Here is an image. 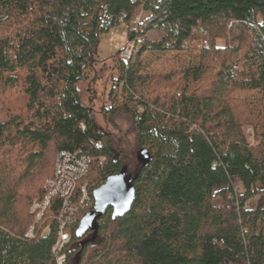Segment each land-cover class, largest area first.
Wrapping results in <instances>:
<instances>
[{"label": "trees", "instance_id": "trees-1", "mask_svg": "<svg viewBox=\"0 0 264 264\" xmlns=\"http://www.w3.org/2000/svg\"><path fill=\"white\" fill-rule=\"evenodd\" d=\"M120 25L137 57L202 43L197 68L161 79L136 76L130 60L118 66L134 151L98 130L69 90L95 77L100 39ZM9 91L24 102L0 120V264H55L49 216L60 200L45 211L49 232L24 235L60 152L90 159L79 182L90 203L73 216L64 264L77 255L76 264H264V0H0V95ZM141 149L146 166L136 161ZM123 167L134 179L129 213L112 220L108 209L82 247L92 233L79 239L75 230L92 191Z\"/></svg>", "mask_w": 264, "mask_h": 264}, {"label": "rangeland", "instance_id": "rangeland-1", "mask_svg": "<svg viewBox=\"0 0 264 264\" xmlns=\"http://www.w3.org/2000/svg\"><path fill=\"white\" fill-rule=\"evenodd\" d=\"M143 16L142 10H138L130 26L136 27ZM159 36L157 32H152L148 35V39L153 41ZM215 43L217 47L223 48L226 46V39H216ZM201 47L202 43L196 41L191 42L190 47L184 51H147L137 57L134 42L127 39L126 26L120 25L111 29L100 39L97 63L94 65L95 77H91L88 81L75 83L70 86L69 90H73V99L76 104H81L92 111L93 122L98 130L110 133L115 139L126 137L127 145L129 144L131 150L134 151L136 145L132 134L131 118L119 109L129 95L127 90L123 89L118 66L130 60L131 69L136 76L157 80L187 69L197 68L201 63ZM23 102L22 95L11 91L0 95V120H4L9 112L20 108ZM112 109L117 111L112 115L109 123L107 118ZM90 113L86 114L87 118L91 116ZM243 135L250 146L257 144L251 126L243 127ZM255 202L254 199L248 204L253 206ZM214 204L221 206L222 202L220 199H215Z\"/></svg>", "mask_w": 264, "mask_h": 264}, {"label": "built area", "instance_id": "built-area-1", "mask_svg": "<svg viewBox=\"0 0 264 264\" xmlns=\"http://www.w3.org/2000/svg\"><path fill=\"white\" fill-rule=\"evenodd\" d=\"M82 130L84 125L80 123ZM102 158L100 163H102ZM90 159L81 156L78 153L60 152L55 160L54 176L47 180L45 184L46 195L41 202H33L30 213L34 214V221L29 227L24 237L28 240L42 237L50 231V225H45V211L50 208L54 200H60V210L56 217L49 216V219H55L58 223V231L52 254L55 258V264L65 263L64 247L70 241V227L75 216L81 209L87 207L90 198L87 189V183L79 185L88 171ZM79 192V201L73 205L76 192ZM45 225V226H44Z\"/></svg>", "mask_w": 264, "mask_h": 264}, {"label": "water", "instance_id": "water-1", "mask_svg": "<svg viewBox=\"0 0 264 264\" xmlns=\"http://www.w3.org/2000/svg\"><path fill=\"white\" fill-rule=\"evenodd\" d=\"M136 161L146 166L151 161V156L149 152L141 149L136 154ZM133 181L134 179L128 174L127 167H123L119 173L108 177L104 183L92 191V209L81 217L75 230V236L79 239L87 233H92L89 240L81 242L82 247L96 239L99 220L108 209L111 210L112 220L122 218L129 213L135 199ZM77 261L78 255L75 264Z\"/></svg>", "mask_w": 264, "mask_h": 264}]
</instances>
